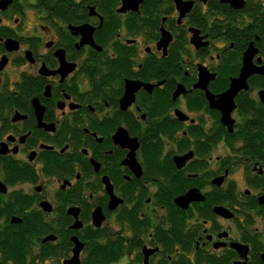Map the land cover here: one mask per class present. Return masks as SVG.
<instances>
[{
	"label": "flooded vegetation",
	"instance_id": "af4514ba",
	"mask_svg": "<svg viewBox=\"0 0 264 264\" xmlns=\"http://www.w3.org/2000/svg\"><path fill=\"white\" fill-rule=\"evenodd\" d=\"M122 2L0 0V264H264V0Z\"/></svg>",
	"mask_w": 264,
	"mask_h": 264
},
{
	"label": "water",
	"instance_id": "95a60500",
	"mask_svg": "<svg viewBox=\"0 0 264 264\" xmlns=\"http://www.w3.org/2000/svg\"><path fill=\"white\" fill-rule=\"evenodd\" d=\"M130 1L131 0H123L122 3H127ZM222 1L228 2L232 8H240L243 5L244 0H222ZM252 54H253V49H251V46H248L242 54V66L240 68L239 75L236 78H232L230 80L229 87L224 92H222L221 94L217 96V98L214 101V104H213V96L206 93V97L210 103V106H214L220 109V112H221L220 121L227 125L228 131H231L230 127L232 123V119L230 118L229 113L234 107L232 100H231L232 96L240 88H243V89L246 88L245 79L249 74L254 73V72L264 74V65L262 67H256V68L251 65L250 59H251ZM259 94L261 98L264 97V91L259 92ZM223 103H225V105L223 108H221L222 106L221 104ZM219 104L221 106H219ZM188 156H189L188 154H185L184 156H181V157H174L173 159L175 161L176 166H180L183 160L187 159ZM0 191L2 192L4 191V188L1 186H0ZM96 214L97 213L93 215L94 219H96L97 217ZM94 223L97 226L98 221L94 220ZM79 248H80L79 245H76L74 247V250H73L74 254L77 253ZM75 256L71 260H69L68 264H77V260H75L76 259Z\"/></svg>",
	"mask_w": 264,
	"mask_h": 264
},
{
	"label": "trees",
	"instance_id": "16d2710c",
	"mask_svg": "<svg viewBox=\"0 0 264 264\" xmlns=\"http://www.w3.org/2000/svg\"><path fill=\"white\" fill-rule=\"evenodd\" d=\"M256 115L258 116V114ZM259 118L260 119L252 117L244 121L245 124H244V128L242 131L244 135L243 141L246 144H251V145L256 146L254 149V152L260 153L261 158H264V115L259 116ZM93 247L94 248L92 249L93 250L92 256L95 257L96 252H94V250L96 251V247L95 246ZM92 264H95V263H92Z\"/></svg>",
	"mask_w": 264,
	"mask_h": 264
},
{
	"label": "rangeland",
	"instance_id": "374dc122",
	"mask_svg": "<svg viewBox=\"0 0 264 264\" xmlns=\"http://www.w3.org/2000/svg\"><path fill=\"white\" fill-rule=\"evenodd\" d=\"M219 152L221 153V152H222V150H219Z\"/></svg>",
	"mask_w": 264,
	"mask_h": 264
}]
</instances>
